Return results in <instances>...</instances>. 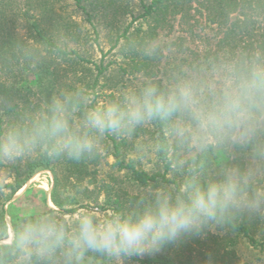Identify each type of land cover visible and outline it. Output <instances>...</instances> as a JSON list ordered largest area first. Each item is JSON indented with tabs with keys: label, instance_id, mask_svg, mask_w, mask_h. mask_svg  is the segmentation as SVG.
<instances>
[{
	"label": "rangeland",
	"instance_id": "obj_1",
	"mask_svg": "<svg viewBox=\"0 0 264 264\" xmlns=\"http://www.w3.org/2000/svg\"><path fill=\"white\" fill-rule=\"evenodd\" d=\"M89 1L100 3L102 6L103 3L111 1L110 5L113 6L107 12L102 8V14L97 13L95 16L92 14V21L88 22L86 15L76 7L75 0H0V38L2 39L3 35H12L13 41L25 48L24 52L29 51L33 62L31 70L25 73L20 72L21 66H17L13 61L10 65L11 70L0 72L1 78L7 80L9 84L25 87L20 92L23 105H26L23 116L25 126H29L34 119L47 115L53 98L75 93L74 89L79 87H83L85 91L83 95L88 100L87 106L99 107L122 99L126 92L139 91L146 84H155L161 90H168L179 80H209V72L213 67L263 60L264 26L259 16L250 12L244 32L233 33L232 22L244 19L243 16L235 13L228 22L225 18L219 20L208 10L210 4L207 0H198L187 6L181 14L169 18L156 39L149 44L150 55L157 51V60L151 75L131 74L127 66L128 59L122 52V48L127 44L123 33L130 25V32L127 34L130 39L131 33H135L138 28L147 30L148 26L140 15L142 5L151 3L152 0ZM214 18L220 22H213ZM71 19L80 25L81 40L78 38L79 40L73 41V38L65 37L62 31V23ZM34 22H39L43 31L59 46H66L69 52L77 50L81 58L77 59V56L70 55L74 62L65 63L57 57L55 50H46V47L38 42L35 31L31 28ZM24 63L25 61H21L20 65ZM99 68L106 70L99 75ZM79 79L86 80L90 85H93L95 79H98V82L95 89H87ZM79 116L78 112L73 118L74 127L79 126ZM155 129L151 121L137 126L125 135L105 133L99 136L96 150L102 158L98 164L93 163L94 157L90 153L81 158L83 166L78 168L73 164V160L77 158L55 155L52 170L37 173L8 202L6 197L11 191L5 187L14 181L12 166L15 163L24 165L26 162L40 159L46 147L15 157H0V213L4 209L8 227V237L3 236L0 244L12 242L14 238L12 222L26 220L36 213L47 214L50 209L58 211L53 215L69 225L83 213L93 214L98 219L116 213L113 205L116 199L123 203L124 208L120 213L122 215H134L143 210L146 204L140 199L130 202L131 197L138 196L149 203L156 189L143 188L135 184L126 171H118L114 166L115 158L111 154L112 142L113 139L127 141L129 146L127 150L125 149V158L135 160L138 169L150 174L164 173L165 167L157 159ZM166 134L170 146L169 158L174 162V171L169 172L167 178L175 181L177 185L162 184L164 187L161 189L175 195L188 179V170H185L188 169L185 168L187 161L201 152L181 150L170 136L169 128ZM235 144L213 146V163L205 183L220 178L226 170L244 171L255 165L251 154L236 152ZM256 187L264 189V175L257 178ZM53 190L65 209L73 208L74 213L65 214L59 211L52 201ZM242 212L251 227L252 236L264 244V211ZM207 228L213 235L219 237L228 235L236 241L234 249L241 264H264V246H252L245 236L237 234L227 225ZM204 230L197 235L201 239L208 236ZM193 238L194 235L183 236L171 244V251L175 252L173 253L175 263L186 264L188 259L193 258L194 264H202V255L207 254L206 247H202V255L199 254L198 246L192 243ZM191 248L195 251L191 252ZM163 249L162 247L159 251L141 256L120 255L111 258L86 253L85 260L86 264H140L136 257L153 258ZM10 264L21 262L17 258Z\"/></svg>",
	"mask_w": 264,
	"mask_h": 264
},
{
	"label": "clouds",
	"instance_id": "obj_2",
	"mask_svg": "<svg viewBox=\"0 0 264 264\" xmlns=\"http://www.w3.org/2000/svg\"><path fill=\"white\" fill-rule=\"evenodd\" d=\"M207 81L184 79L168 90L146 84L122 99L89 107L79 92L53 98L47 115L29 126H12L0 139V157L46 147L50 155L79 158L91 153L105 133L125 135L137 126L163 120L181 150L252 145L255 165L226 170L218 179L186 180L178 194L157 189L134 215L112 213L98 219L81 214L69 225L53 214L36 213L19 226L13 249L21 264H86L85 254L106 257L153 253L210 226L223 227L234 213L264 211V63L217 66ZM79 126H73L77 113Z\"/></svg>",
	"mask_w": 264,
	"mask_h": 264
},
{
	"label": "trees",
	"instance_id": "obj_3",
	"mask_svg": "<svg viewBox=\"0 0 264 264\" xmlns=\"http://www.w3.org/2000/svg\"><path fill=\"white\" fill-rule=\"evenodd\" d=\"M76 7H78L84 15H86L87 21H92V14L94 16L98 13L102 14L101 10L104 11L110 10L113 5H110L111 1L107 4L103 3V6L100 3L90 2L89 0H75ZM198 0H152L151 3L142 5L141 18L144 19V22L147 24V30H143L141 27L135 30V33H131L132 39L127 37V34L130 32V26L127 27L123 33V37H126L127 44L122 48L126 58L128 59V69L130 68V73H145L151 75L154 63L157 60V51H153V54L150 55L148 52L149 44L153 42L158 32L164 28L169 18L177 16L185 11L186 7L191 5L193 2ZM113 2V1H112ZM210 4L209 11L212 12L216 18L219 20L224 19L227 22L230 20L232 14L238 13V15L243 16L244 19H238L231 24V31L235 33L238 31L240 34L244 32L245 26L247 25V18H249V13L253 12L260 17V20L264 26V0H207ZM116 9V8H115ZM258 12V14L256 13ZM214 18L213 22H220ZM244 20V21H243ZM42 25L39 22H34L31 25V28L35 31V37L38 38V42L46 47V50H55V54L63 62L73 61L74 59L70 58V55L77 56V59H80L79 52L77 50L68 51L65 47L59 46L55 40L43 31ZM63 32L66 35L65 37L73 38V41L79 38L80 34V25L74 20L64 21L62 23ZM77 37V38H76ZM13 36L3 35V38H0V72H8L11 70L12 61L17 63V66H21L19 69L20 72L25 73L27 70H31L32 59L29 55V51L24 52L25 48L22 45L16 44L13 41ZM80 40L82 37L79 38ZM78 39V40H79ZM78 42V41H77ZM264 43V38H263ZM264 55V49L262 51ZM262 63H264V56L262 57ZM21 61H25L24 65H20ZM78 64V63H76ZM72 66V65H71ZM75 67V64H74ZM106 69L99 68V75L103 73ZM125 70V69H124ZM126 71V70H125ZM31 72V71H29ZM85 88L95 89L98 79H95L93 85H90L86 80L79 79ZM25 87H16L13 83H8L7 80L2 79L0 76V139H3L6 135L7 130L10 127L16 126L17 124L25 126V116L26 105H23L22 95L20 92L24 90ZM79 87L74 89L75 92L84 94L85 91ZM26 104V100L24 102ZM155 125V136L157 143V159L165 167L164 173H155L150 174L146 171L140 170L137 168V162L133 159L126 160L125 153L128 149V143L125 139L116 140L113 139L112 142V155L115 158L114 166L118 171H126L130 179L139 186L143 188L151 187L154 189H161L164 186L162 184L174 183L167 178L169 172H173L174 162L169 158L170 146L168 137L166 134L167 129L169 128L170 122L163 120L153 121ZM19 125V126H20ZM126 149V150H125ZM235 150L237 153L241 154H251L252 155V145L244 144H235ZM89 153L85 154L86 156ZM93 155V163L98 164L100 161L101 154L96 150L90 153ZM81 157L77 160H73L75 167L83 166ZM214 156V147L210 146L206 151L201 152L190 158L186 167L187 178L196 177L201 183H205V178L207 177L210 168L213 163ZM40 159L26 162L24 165L16 163L12 166L14 170V181L11 184L6 185L5 188L10 189L9 195L6 197V201H10L14 195H16L29 180H31L37 173L44 170H52V164L55 159V155H50L49 150H46L40 155ZM20 161V159L18 160ZM187 179V180H188ZM57 184V179H56ZM55 189V188H54ZM179 192V191H178ZM130 202L134 199H140L143 203L147 204V200L144 198H139L138 196L131 197ZM52 201L54 205L59 209L60 212L65 214H71L75 212V209H65L64 205L56 197L55 190L52 193ZM115 206L114 211L116 213H121L123 210V203L120 199H116L113 203ZM58 211L50 209L47 214H56ZM25 221L21 219L20 221L12 222V229L14 232V238L11 243H2L0 244V264H10L14 262L17 258V254L13 249V242L15 240L16 232L20 226V223ZM228 226L237 234H242L245 236L249 243L254 247L264 246V244L257 241L251 234V227L248 225L244 213L238 212L234 213L231 217L229 223L224 226ZM208 236L204 239H201L200 236L194 235L192 243L195 246H198V253L202 255V247H206L207 254L202 255V264H241L238 260V257L235 252L236 241L227 236L219 237L213 235L208 231V228L204 230ZM0 241L3 238L8 237V227L5 219L4 209L0 213ZM201 234V233H200ZM4 236V237H3ZM172 244V243H171ZM171 244L165 245L163 250L160 253H157L153 258L148 257L141 259L136 257V260L140 264H177L175 263L173 253L171 251ZM191 246V245H190ZM190 251H195L192 248ZM186 264H194L193 258L188 259Z\"/></svg>",
	"mask_w": 264,
	"mask_h": 264
}]
</instances>
